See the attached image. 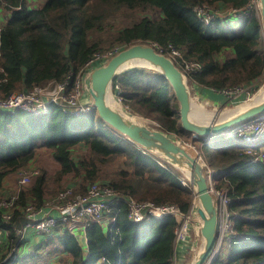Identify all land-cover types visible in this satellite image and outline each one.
Instances as JSON below:
<instances>
[{
    "label": "trees",
    "instance_id": "16d2710c",
    "mask_svg": "<svg viewBox=\"0 0 264 264\" xmlns=\"http://www.w3.org/2000/svg\"><path fill=\"white\" fill-rule=\"evenodd\" d=\"M249 1L41 0L29 6L25 0H0V14L2 9L7 12L0 18V94L29 90L48 80L70 82L95 52L151 42L163 48L171 44L179 53L177 63L200 62L199 70L186 74L187 82L195 80L215 89L247 82L264 68L260 21L249 14L237 28L231 22L222 27L228 18L218 13L239 10ZM200 6L213 16L208 25L197 15ZM105 62L97 61L91 68ZM115 81L119 87L114 91L127 109L155 119V129L186 135L178 121L172 89L159 71L130 66ZM52 108L44 115L0 110V189L8 173L26 166L36 148L45 146L60 163L61 173L80 175V182L72 187L74 193L83 192L85 183L100 180L137 200L172 203L187 211L191 190L179 184L172 165L164 161L160 166L124 140L95 109L74 116ZM102 124L111 130L106 131ZM218 136L198 140L203 141L204 161L214 170V188L229 198L231 217L229 236L222 238L210 264H264V139L261 136L253 144H242L236 137L215 140ZM213 140L221 144H212ZM113 160H121V166L106 174L103 167ZM44 188L39 174L27 189L16 193L8 210L0 204L1 230L12 238L14 229L26 219L25 207H38L45 201L40 199ZM30 195L37 198L28 201ZM3 197L0 194V200ZM119 205L122 209L112 223L104 227L91 221L86 226L85 257L73 237H62L71 264H173L178 249L174 247L177 219L170 215L132 222L126 218L125 206ZM5 211L9 219H3ZM60 225L65 227L64 223L57 227ZM3 244L4 239L0 248Z\"/></svg>",
    "mask_w": 264,
    "mask_h": 264
},
{
    "label": "built area",
    "instance_id": "2783aa9c",
    "mask_svg": "<svg viewBox=\"0 0 264 264\" xmlns=\"http://www.w3.org/2000/svg\"><path fill=\"white\" fill-rule=\"evenodd\" d=\"M251 3L243 6L239 13L237 12L234 17L236 19H243L248 16V13L255 12L258 16L260 9V0H250ZM249 1V2H250ZM20 8V6H16ZM201 10H204L206 15L203 17L205 23H211L213 16L206 12V9L203 6L197 8V15L200 17L204 15ZM237 11V10H235ZM234 12V11H233ZM246 13V15L244 14ZM1 30V25H0ZM151 44L158 52L165 54L170 57L174 62L176 56L179 55L177 49H175L171 44L167 45L166 48L161 47L156 43ZM118 46H112L105 51H98L93 54V56L83 65L81 70L74 76V78L68 82L64 81H55L48 80L42 84L36 85L29 90H21L17 92L10 93L8 95L0 94V110L14 111V110H24L27 112L36 113L38 111H45L49 103L59 105L62 111L70 112L73 114H83L88 113L94 110L92 102L82 101L81 97L84 92L82 87L80 88V81L82 79L87 80L88 73L92 70L91 66L93 63L105 60L116 52H118ZM176 65L186 73L190 71H197L200 69L201 64L197 60H182ZM84 87V85H83ZM114 88L119 87L117 81L114 82ZM113 88V90H114ZM243 89H240L242 91ZM115 91H113L114 93ZM236 89H229L228 94L236 93ZM116 98V99H115ZM114 101L118 104L121 102L120 96L116 93ZM125 107V106H124ZM262 117H255L247 119L241 122L239 125H236L232 130L230 135L233 137H239L243 140H253L254 137L260 136L262 134V124L264 120ZM251 131H249L250 128ZM244 130L245 132L241 133L240 136H236L239 130ZM246 148H251L247 146ZM143 153H146V150H142ZM148 152V151H147ZM263 153H261V156ZM199 156V155H198ZM258 157L254 158L256 160ZM206 165L203 162V166ZM206 174L208 177H211L213 170L206 165ZM37 170L28 174L26 172H18V181L20 183L26 184L30 180V175L37 174ZM188 180V178H187ZM210 191L215 198V202L219 209L220 216V231L221 237H228V232L230 229V212L228 210L229 198L223 190L215 189L213 186V178L210 179ZM183 187L187 185V181L181 180ZM72 188V187H71ZM70 187H63L55 193V195L49 198L45 202V205H50L53 209L57 211V216L49 214L48 212H42L43 207H37L35 205H28L25 207L26 220L20 226L15 228L16 233H21L27 228H31L36 232H46L51 228L57 226L59 223H64L68 231L72 232L77 228H86V226L91 221L101 222L104 219L106 213L111 215L113 219L115 215L121 211L122 203L125 206L126 218L132 222H139L148 217L153 218H162L165 216H174L178 221V226L174 231V245L180 241L187 240V220L189 215H192L195 212L196 202L194 200L190 201V205L187 211L183 212L179 207L172 203H163L157 204L150 200H137L132 196L121 194L111 186L105 183H90L86 187V190L83 193L74 191ZM16 198V193L5 195L0 200V204L8 210ZM197 211V210H196ZM41 214V215H40ZM40 215V216H38ZM197 215V213H196ZM10 214L8 211H5L3 214V219H9ZM181 221L182 224H181ZM200 223V222H199ZM3 241L2 230L0 228V244ZM173 258V257H172ZM10 264H18L14 258L11 257Z\"/></svg>",
    "mask_w": 264,
    "mask_h": 264
},
{
    "label": "water",
    "instance_id": "95a60500",
    "mask_svg": "<svg viewBox=\"0 0 264 264\" xmlns=\"http://www.w3.org/2000/svg\"><path fill=\"white\" fill-rule=\"evenodd\" d=\"M259 15L264 30V0H260ZM142 63L139 66H149L159 71L171 86L177 101L178 121L186 132L190 142L203 138L205 141L215 135H221L231 126L247 119L264 114V98L259 102H250L247 107L233 108L209 122L199 121L190 114L191 97L189 87L182 70L172 59L158 52L149 43H134L120 49L105 63L93 68L89 73L88 92L98 117L122 138L146 150L159 153L169 164L187 171L189 181L194 187L198 198L197 214L200 220L201 246L188 264H210L220 247L222 237L220 231L219 209L210 191V179L197 155H191L184 145L172 139L167 133L128 119L107 103L115 76L136 66L128 63ZM113 93V89L112 92Z\"/></svg>",
    "mask_w": 264,
    "mask_h": 264
},
{
    "label": "crops",
    "instance_id": "0c3cea01",
    "mask_svg": "<svg viewBox=\"0 0 264 264\" xmlns=\"http://www.w3.org/2000/svg\"><path fill=\"white\" fill-rule=\"evenodd\" d=\"M40 1L41 0H25V2H27V3L29 2L28 3L29 6H34V5L38 4ZM5 13H7V12L3 13L1 11L0 18L3 15H5ZM241 22H242V20L237 22V23L233 22V24L235 23V25L237 24V26H238L241 24ZM190 85L192 87L194 95L196 96V98L198 100H201L204 102L205 101L210 102L213 104H218V103H222L225 101L230 102V100H232L231 99L232 95L225 93L221 89H215L212 86L208 87V86L199 84L195 80H192L190 82ZM244 93L245 92H241V95H239V96H243ZM114 95L116 97V92H114ZM238 99H240V98L237 97L234 100L237 101ZM81 100L91 103V101H90L91 97L89 95L88 90L83 92ZM119 104L123 108H126V107H124L122 102H119ZM55 105L56 104L49 103L48 107L46 108L45 111H38L36 113L27 112L24 110H21V111L31 113V114L44 115V114H48L49 111L51 112L53 109L52 107H59V105H56V106ZM195 105L200 107L199 104L195 103ZM18 110H20V109H18ZM18 110H15V111H18ZM3 111H7V110H3ZM15 111H12V112L7 111V112L13 113ZM62 112H64V111H62ZM90 112H88V113H90ZM64 113L71 114L70 112H64ZM88 113H83L80 115H85ZM71 115H73V114H71ZM80 115H74V116H80ZM199 116H200V119H202V116L200 114H199ZM205 122H208V121H205ZM45 148H47V147H45ZM42 150H44V152H46L47 155L51 157V161L46 162L42 159L41 155L39 154ZM51 151L52 150L49 148H47V149H36L33 157L30 159L28 164L26 166L20 167L23 169H21V170L16 169L18 171H16V170L15 171H16L17 180H18V172L19 171L31 174L32 171L37 170L38 171L37 174L31 175V177H34V180L32 181L31 184H33L35 182V179L39 174H41L43 176L45 188L43 190V193H42V196L40 199L42 201L43 200H45V201L43 202L42 205H38V207L39 206L43 207L42 212H48L49 214L57 216V214H58L57 211L55 209H53L50 205L46 206L45 202L48 201L49 198L51 197L50 194L55 192L56 189H58L62 184L70 185L71 187H76L78 185V183L80 182L81 177H80V175H77L74 171L64 172V174H66V175H64L63 179H62V177H58L57 173H58L61 165L52 156ZM77 152L82 153L80 150H77ZM72 156L74 157L75 155L72 153ZM41 165H43L44 168H41L40 169L41 172L39 173V170L35 169V167H38ZM58 167H59V169H57V171L55 172L56 168H58ZM210 169H212V168H210ZM61 174H63V173H61ZM5 177H7V175ZM87 184H88V182L85 183V187L87 186ZM29 186L20 188L18 191H20L22 189L25 190ZM11 187H12V185H11L9 179L4 178V182H3L2 187L0 189V194L3 195V193L7 192ZM18 191H16L15 193H17ZM36 198L37 197H35L34 195H30V196H28V201L35 200ZM196 210H197V206H196ZM196 213H197V211H196ZM40 215H38V216H40ZM197 217H198V214H197ZM197 221L200 222L199 217H198ZM108 222L112 223L113 219L111 218V215L106 213V215L104 216V219L98 223L105 227V226H107ZM64 235H67L71 238L73 237L74 239L73 238L72 239L75 240L78 243V245L81 247L83 256L85 257L87 255V253H88V249H87L88 239H87V234H86V228H77L76 230H74L72 232L68 231L66 227L61 226V225L58 227L55 226L46 232H36L35 230H33L31 228H27L24 231H22L21 233H16L14 230L12 238H11V236H9L8 231L4 232V229H3L2 230V236L4 239V244L0 248V264H10L9 261H10L12 256H14V258L18 264H71V259H72L71 255L64 248V245L62 243V237ZM187 241H188V237H187ZM187 241L185 240V241H180V242L176 243V245L178 246V249L177 250L175 249V251H174V255L172 258L173 264H178V262H180L181 260L184 259L185 253L187 252V249H189V248L192 249V246L190 245V247H189V243L187 244ZM7 242H8V244H7ZM195 243H197L196 239H195ZM176 245H174L175 248H176ZM17 254H18V256H17Z\"/></svg>",
    "mask_w": 264,
    "mask_h": 264
},
{
    "label": "rangeland",
    "instance_id": "374dc122",
    "mask_svg": "<svg viewBox=\"0 0 264 264\" xmlns=\"http://www.w3.org/2000/svg\"><path fill=\"white\" fill-rule=\"evenodd\" d=\"M249 3H251V1ZM229 10H233L234 12L232 11L230 13H218L219 15H222L225 18H228V21H226V23L223 24L222 27H226V26L230 25L229 22H231V23L236 22L237 23V21H241V20H237V19L235 21L232 20V19H229L230 16L233 17L237 12L239 13V11H241V9H239L237 11H235L234 9H229ZM2 11L3 12H6L3 9H2ZM201 11H202V13H204V15L203 16L200 15V19H201L200 21L204 25L210 24V22L209 23H205L203 17L206 15V13H205L204 10H201ZM244 14L246 15V13H244ZM249 14H255L256 17H258L257 19H259V21H260V30H261L260 37L264 41V30H263V27H262V20L260 18V15L258 14V16H257V14L254 11L248 13V15ZM121 19L122 18H120L119 21H121ZM124 21L126 22L125 19H124ZM238 26H240V25H238ZM238 26H237V24L236 25L235 24H231V27H233V28H235V27L237 28ZM107 49H109V48H107ZM107 49H105V50H107ZM105 50H103V51H105ZM132 64H135L136 66H139L142 63H137V62H134V63L130 62V63H128V65H132ZM143 66L149 67V66H146V65H143ZM128 67H130V66H128ZM182 72H183L184 76L186 77V74L187 73L185 71H183V69H182ZM89 73H88V75H89ZM88 78H89V76H88ZM88 78H87V80L82 79L80 81V88L82 87V90H84V91H87L88 90V86H89V80H88ZM186 81H187V77H186ZM187 84H188V87H189L190 97H191L192 103L194 102V104L196 103V104H199L200 105L199 108H201V111H198V113L202 116V120H205L204 117H206L211 112L210 110L214 111V114H215V112H217V115H216V118H217V117L221 116L222 114H224L226 111L232 110L233 108H236V107H240L243 104L253 102V100L255 98H257L258 96H260L264 92V68L262 69L261 73H259L256 77H253L252 79L248 80L247 82H240V83H236V84H230V85H227V87H225V88H220L225 93H228V90L229 89H236L237 90L236 93H232L231 94L232 95L231 96V99L232 100H230V102L229 101H225V102H222V103L213 104V103H210V102H206V101L204 102V101L198 100L196 98V96L194 95V92L192 90V87L190 85V81L189 80H188ZM83 85H84V87H83ZM113 85H114V81H113V84H112L111 89H109L110 90L109 93H110V95H112V97L114 99L115 98V95H114V93H111L112 92V89L114 88ZM240 89H243V90L239 92ZM241 92H245L243 96H239V95H241ZM237 97H239L240 99H238L237 101H235L234 99H236ZM90 101H92V100H90ZM116 108H117L116 109L117 111L122 110L130 118L135 119V120H138V121H141L142 123L146 124L147 126L149 125L150 127H152V128L154 127L155 128L158 125V122L155 119L151 118L150 116L143 115V114H140V113H135V112H132L130 109L123 108L119 104V102H118ZM119 112H121V111H119ZM71 114H73V113H71ZM214 114H212V118H213ZM73 115H76V114H73ZM78 115H80V114H78ZM97 126L99 127V125H97ZM101 126L106 131L111 130L109 127L104 126L103 124ZM251 129H254V127L253 128H250L249 131H251ZM243 132H245V129L244 130L243 129L242 130H239L238 131V134L236 133V136L237 135L240 136L241 133H243ZM261 132H262V134L260 136H262V140H263L264 139V124H262V131ZM167 134H169L172 139L181 142L184 145V147H186V149L188 150V152H190L191 155H197V156L199 155L198 156V160L200 162H202V164H203V162L206 164V162L204 161V158H203L204 157L205 150L200 149L202 147V144H203L202 142L203 141L196 140L194 142H190L189 139H188V137H186V135L180 136V135H178L176 133H167ZM222 135H223V133L220 136H218L217 138H215V140L216 139L217 140L223 139V136ZM237 138L239 139L238 141H240L239 143H242V144L245 143L243 141V139H241L239 137H237ZM215 140L212 141V144L215 143ZM219 144H221V143H219V142H216L215 143V145H219ZM246 144H248V143H246ZM134 147H138L141 151L144 149L143 147H141L139 145H135ZM245 147H247V146H245ZM36 149H47V148H45V146H38ZM39 154L41 155V157H42V159L44 161H46V162L47 161L48 162L51 161V157L48 156L47 153L44 152V150H42ZM145 154L147 156H149L152 160L156 161V163H158L160 166H164V161H166V160H164V158L159 153L154 152V151H150V150H146V153ZM206 165H204L205 168H206ZM119 166H121V160H113V161H110V162L106 163V165L103 167V170L105 171L106 174L111 175L110 174L111 171L115 170V168H117ZM38 167H35V169H38L39 170V173H40L41 172L40 169L41 168H44V167H43V165L38 166ZM21 169H23V168H19L18 170H21ZM57 169H59V167L56 168L55 172L57 171ZM60 169H61V167H60ZM60 169H59V171L57 173V176L58 177H62V179H63L64 175H66V174H64V173L61 174ZM172 169L173 170L175 169V171H176L175 172L176 173V177L175 178L177 179V181L179 182V184L182 187H183V185L181 184V180L183 179V180L187 181V185H189V186H185V187H188L191 190V200H194L196 202V204H198L199 203L198 202V198H197V196L195 194L194 187L192 186V184L189 181V177L187 175V171L186 170H183L182 168L173 166V165H172ZM18 170H16V171H18ZM16 171H13V172L8 173L7 174V177H5V178H8L9 179L12 187L7 192L3 193L4 196L5 195H8V194L15 193L20 188L29 186L32 183V181L34 180V177H31V175H30L29 182H27L26 184L20 183L17 180ZM205 171L207 172L206 169H205ZM187 178H188V180H187ZM99 181L100 180H95L93 182L100 183ZM93 182H91V183H93ZM89 184L87 186H89ZM63 187H70L71 188L70 185H64V184H62L58 189H56L55 192H53L52 194H50L51 197H53L55 195V193L57 191H59L60 189H62ZM83 192H80V193H83ZM195 212H196V209H195ZM197 220H198V217H197L196 213H194L192 215H189V219L187 220V224H188V228H187V231L188 232H187V234H188L189 247L191 245L192 246V249L191 248L187 249V252L185 253L184 259L181 260L180 262H178V264H188L191 261V259L193 258V256L195 255V253L198 251V249L200 248V246H201V242H202L201 239H202V237H201L200 229H199L200 224H199V222ZM182 222L183 221H181V224H182ZM230 224H231V221H230ZM230 230L231 229H229V232H230ZM195 239L197 240V243H195ZM187 255H189L188 258H187ZM17 256H18V254H17Z\"/></svg>",
    "mask_w": 264,
    "mask_h": 264
},
{
    "label": "bare ground",
    "instance_id": "6f19581e",
    "mask_svg": "<svg viewBox=\"0 0 264 264\" xmlns=\"http://www.w3.org/2000/svg\"><path fill=\"white\" fill-rule=\"evenodd\" d=\"M237 20H242V19H237ZM264 98V92L260 95V96H258L257 98H255L254 100H253V102H259V101H261L262 99ZM107 103L111 106V107H113L114 109H117L116 108V106H117V103L114 101V99H113V97H112V95H110V93H108V96H107ZM247 105H249L248 103H246V104H243V105H241L240 107H237V108H243V107H247ZM119 110V109H118ZM119 111H121L125 116H127L128 117V119H131L132 121H134L132 118H130L128 115H126L122 110H119ZM198 111H201V108H199L197 105H195L194 103H191V107H190V114H191V116L193 117V118H195V119H197V120H199V121H203V122H205V121H211L214 117H215V114H214V111H212V110H210L211 112L206 116V117H204L205 118V120H202V119H200V116H199V113H198ZM227 112V111H226ZM212 114H214V116H213V118H212ZM258 117H262V114H259L258 115ZM212 118V119H211ZM263 120H264V116H263V118H262ZM136 121H138V120H136ZM138 122H140V123H142L141 121H138ZM240 123H237L236 125H239ZM235 125V126H236ZM235 126H231L230 128H228L225 132H223V138H231V137H233V136H231L230 135V133H231V130L235 127ZM261 138V136H256V137H254L253 138V140H248V141H246V140H243L245 143H248V144H253V143H255L257 140H259ZM220 139V138H219ZM220 140H222V139H220ZM231 140V139H230ZM229 140V141H230ZM228 141V140H227ZM261 141V140H260ZM217 142V141H216ZM225 142V141H224ZM215 144V143H214ZM186 148V147H185ZM190 153V152H189Z\"/></svg>",
    "mask_w": 264,
    "mask_h": 264
}]
</instances>
